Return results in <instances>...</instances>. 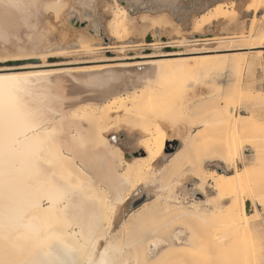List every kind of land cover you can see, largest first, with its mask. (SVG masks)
<instances>
[{"label": "bare ground", "instance_id": "obj_1", "mask_svg": "<svg viewBox=\"0 0 264 264\" xmlns=\"http://www.w3.org/2000/svg\"><path fill=\"white\" fill-rule=\"evenodd\" d=\"M64 1L0 0V18H10L14 8L28 9L30 16L40 14L44 18L51 12L56 20L65 19L62 25L77 38L55 43L50 29L33 30L37 35L28 50L34 51L32 56L51 59L59 52L78 48L82 49L80 55H95L96 43L83 42L86 31L71 29L67 21L73 19V6L83 19L107 0ZM111 1L113 6L105 9L103 20L109 19L107 33L116 44L124 39L134 43L136 32L139 37L158 32L172 42L152 44L162 50L127 57L125 62L103 59L69 63L53 70L0 74V264H165L178 258L185 247L191 246L184 241L181 230L167 238L149 237L143 248L145 261L141 263L138 253L135 258L125 257L118 247L110 231L112 214L118 208H127L136 195L143 193L152 196L138 210L127 212L124 226L139 229L148 209L158 211L154 230L159 232L162 221L173 213L197 217L210 226L208 239L198 246L205 256L216 254L225 245L222 239L226 236L216 238L214 230L224 223L223 219L237 230L255 231L258 226H254L253 219L262 218L255 214V207L264 210V129L256 132L253 126L262 119L263 101L256 114L248 108L244 115L223 108L213 110L209 104L220 85L218 79L204 85L198 81L237 66L229 63L237 58L222 55L224 52L262 49L264 56V33L255 37L253 44L188 52V18L182 15L185 24L173 19L180 11L179 0H131L133 5L144 1L149 9L156 7L137 17L118 0ZM247 5L249 11L258 10L264 7V0H248ZM226 8L218 4L209 15L193 20L189 35L194 43L214 41L204 36L206 28L214 21L227 19ZM228 9L234 13L236 4ZM26 22L35 29L36 24ZM246 67L251 70L250 64ZM9 69L0 72L12 71ZM209 84L212 87L205 95L203 89ZM161 85L165 87L159 88ZM63 86L71 92L64 91ZM191 89L195 94L188 98ZM78 92L88 98L71 101L70 106L75 108L63 110L65 99ZM212 130L218 136L201 143L203 133ZM245 133L251 135L254 153L249 163L244 151L232 145ZM111 134L115 135L109 137ZM175 140L180 148L167 155L166 145ZM131 142L144 154L127 160L122 146L129 148ZM92 162L96 163L95 171L88 170ZM208 164H223L226 170L209 172ZM227 169L234 174L229 175ZM195 181L198 183L189 190L187 184ZM209 188L215 196L208 195ZM196 190L205 197L199 202H194ZM188 199L193 202L186 206L184 201ZM247 203L249 210H245Z\"/></svg>", "mask_w": 264, "mask_h": 264}, {"label": "rangeland", "instance_id": "obj_2", "mask_svg": "<svg viewBox=\"0 0 264 264\" xmlns=\"http://www.w3.org/2000/svg\"><path fill=\"white\" fill-rule=\"evenodd\" d=\"M118 1L120 5L128 7L131 15L134 17L139 16L143 12H148L149 10L156 9V7H152V9H149V5L145 4L144 1H141V3L134 5L129 3L131 0H118ZM64 2L70 4L71 0H65ZM232 3L236 4V11L234 13L233 11H230L228 9V6L231 5ZM218 4H225V6H227L224 12L229 17H227V19H220L214 21L210 26L206 28V33L204 34V36L206 38L214 39L213 42H209L207 44L194 43L193 41H195V39L192 37V35H189L191 32L193 20L202 15H209L211 12H213L215 6H217ZM247 4H248V0H179L177 2V5L180 8V11L178 12V14H175V16H173V19L179 24H185V21L181 20L182 15L185 14L186 15L185 18L186 19L188 18L187 19L188 22L186 21V25H187L186 33H187V40L190 42V44L189 47H187V51L192 52L200 49L212 50L217 48L226 49L228 47L234 48L246 44H253V42L255 41V37L260 36L262 33H264V7L258 10L255 9L256 11L254 10V8H251V10L249 11L247 9L248 6ZM25 6H28L27 2ZM109 6H113V2L111 0H107V3H105L104 5L99 4L98 7H96L94 10L88 11L84 16H82L83 19L80 18L81 15L78 12V8H75L76 6L75 7L73 6L74 8L73 7L71 8V10L74 12L72 14L73 19L67 21V25L71 29H76L79 32L86 31L85 34L83 35L84 36L83 42L92 41L96 43L95 55H91V56L80 55L82 49L78 48L76 50L59 52L60 54L59 56L57 55L55 56V58H51V59L38 57L39 55L37 56L38 58L36 56H32L31 54L34 51L31 52L28 51L29 49H31L30 42L31 40H33L32 38H35L34 36L37 35L36 32L37 31L41 32L44 28L50 29V36L54 39L53 41L55 43L60 41H62V43L75 41L77 37L69 33L62 25L65 19L56 20L51 12H49L46 15V18H44V16H39L40 14L38 15L34 14L30 16L28 9L25 11H21L18 8H14V10L16 11L14 12L12 11L13 12L12 15H9L10 18L13 17L12 20L8 18V15H7L8 20L6 17H4L6 20L0 18L1 19L0 32L2 33V34L0 33V49H1L0 53L4 49L2 53L4 55L6 54L5 56L0 54V70L6 68H10L9 70H12V71L0 72V74L1 73H32L40 70H53L56 68H64V66L69 63L93 61V60L99 61L103 59H115L116 62H125L124 60L126 59L124 58L127 57H136L139 56L140 54L150 55L153 54L155 51L162 50L161 48L151 47L152 44H163V43L172 42L168 40L165 36L161 37L158 32H155V34L150 32L151 34L148 33L146 37H143L142 35L139 37L138 36L139 34H137L136 32L137 35L134 34L135 35L134 38L136 36L137 37L135 38L134 43H130L128 39H124L119 44H116L114 40L112 41L110 39L107 33V24L109 19L103 20V14L106 13L105 9L108 8ZM67 9H65V12H67ZM27 20L29 21V23H32L34 25L36 24L35 29L32 27H28L27 22L24 23ZM8 21H10L9 24ZM5 22H7L6 24L8 25H6ZM10 23L13 25H11ZM7 28L9 30H7ZM33 30L36 32H34ZM96 30L99 31L98 35H96L95 33ZM158 39L162 41L157 42L156 40ZM178 41H181V39H178ZM98 42H100L101 45H97ZM19 47L21 48V50ZM108 48L111 49L109 50ZM121 48H126V49L133 48V50L131 49L132 51L131 50L121 51ZM261 50L262 49L249 50L238 53L224 52L222 55L232 54L235 56V58H237L229 62L231 65L237 64V66H234L230 69L219 70L217 72H214L213 75L210 74L207 77H203L202 80L198 81L199 83L201 84L203 83L202 85H204L207 84L208 82H212L213 80L218 79L217 81L218 84L220 85H218L217 90L215 91L213 101L209 104L210 109L218 110L219 108H223V109H228L230 113L232 112L235 115L237 114L244 115L246 114V110H247L246 108H248L249 112L251 113L254 112L256 114L258 111L257 106L261 101H263V106H264V56L263 53H260ZM7 53L9 54L12 53V56L14 54L13 56L14 58H11V54L9 55ZM17 53L19 54L18 57L15 56V54ZM7 55L9 57L5 59ZM22 55L23 57H19ZM45 62L46 65H44ZM249 64L251 66V70H248V68L246 67ZM221 65L223 64H220V66ZM51 66H56V67H51ZM213 84L216 85V83ZM75 87L78 86L75 85ZM164 87L165 85H161L159 88L163 89ZM211 87L212 85L209 84L207 88L203 89V93L207 95L208 92L210 91L209 88ZM159 88H157L156 90H160ZM63 90L66 91L67 93L71 92V89L69 87L63 86ZM168 90H170V87H168ZM108 94L109 93H107L106 95ZM194 94L195 93H193V89H191V91H189V95L187 94L186 96H188V98L189 97L191 98V95ZM50 95L53 96L56 95V97L60 96L58 93L57 94L50 93ZM87 98L88 97L86 94L83 93L81 94L80 92L71 94V97L65 99L66 104L63 103L65 102V100L63 99L62 109L69 111L70 109L75 108L70 106L71 103H73L71 101H77ZM108 100H111V97ZM217 118H219V116H217ZM260 124H264V113L262 115V119L258 121V124H255V126H253L254 127L253 130L256 132L263 131L264 125H260ZM257 125H259V127ZM217 134L218 133L213 130L210 132L203 133V139L200 142L201 143L209 142V140L216 138V136H218ZM112 135L115 134H111L109 135V137H111ZM250 136L251 135L247 133L237 136L232 143L235 149L237 148V150L239 151L241 150L244 151L242 152L247 158L248 163L250 162V160H252L254 155L251 148L252 138ZM122 148H124L125 150L124 159H125V154L127 152H131V150H135L138 153H141V151H143L140 149L139 150L135 149L134 144L132 142L129 148L123 146ZM88 167L90 168L88 170L95 171L96 163L92 162L88 165ZM242 167L243 164H240V168ZM207 169L209 170V172L214 170L217 173H224L226 170V166H224L223 164H219V165L208 164ZM119 170H121V168ZM227 173L229 175L234 174V172L231 169H227ZM196 183H198V181L189 182L187 184V188L189 190L194 188ZM215 193L216 192H213L212 189L210 188L208 189V195L215 196L214 195ZM196 194H197L196 195L197 199L194 202H199L200 199L203 200L205 198L204 195L200 193L198 190H196ZM192 202L193 201H191V199L185 200L184 205L189 206L190 203ZM226 204H228L227 201ZM135 210H138V208ZM245 210H246V205H245ZM255 210H256L255 214H260L262 216V218L256 217L253 219L255 221V223H253L254 226L255 227L258 226L255 228L256 232L254 230H249V231L237 230L239 228L236 229L232 227L231 224L227 223L228 219H223L224 223H221L219 228L214 229L215 237L218 238L216 235H218L219 237L226 236L227 239L225 237H224L225 239H222V241H224L223 244L225 245L219 247L220 251L217 252L216 254L213 255L211 254V256L202 255L203 253H201V250L199 249V247L203 246L206 240L208 239L210 226L202 223V221H199L197 217H192L187 214L181 215L178 213H173L174 215H172L171 218H165L162 221L163 222L162 228L159 232L158 230H154L155 229L154 226L158 224L157 222L158 219L156 217L159 215L158 211L152 212V210L150 209H148V212L145 211L146 214L143 217L144 219L142 218V220H144L143 221L144 223L139 229H136V227H132L131 225L124 226L125 223L124 218L126 219L127 214L129 213H127V208H124L123 210H119L118 208V210L113 212L112 214L113 220L110 231L112 232V234H114L113 237L117 240L116 241L117 245L122 250L123 255L125 257L135 258V254L138 253L139 263L145 261L143 255V248L145 241L149 237L158 235L161 238H167L175 230H181L183 231L182 237L184 241H187L188 244L191 246L185 247L184 254H182L178 258L173 257L165 264H183L186 262L192 264H208L211 263L212 261L216 262L215 264H217V262L218 264H262V263L264 264V210L260 206L259 207L256 206ZM134 241H138L139 243L135 244ZM211 264L214 263L212 262Z\"/></svg>", "mask_w": 264, "mask_h": 264}, {"label": "water", "instance_id": "obj_3", "mask_svg": "<svg viewBox=\"0 0 264 264\" xmlns=\"http://www.w3.org/2000/svg\"><path fill=\"white\" fill-rule=\"evenodd\" d=\"M84 25V24H82ZM180 146V143L178 141H173L170 142L166 145V153L167 154H173L175 153L178 148ZM144 154L143 151H141V153H138L137 151H131V152H127L125 154V159L130 160L134 157H137L139 155ZM152 195L148 196L146 193H143L140 197H138L137 195L135 196V198L129 202V205L127 206V212H131L137 208H139L142 204H144ZM249 203L246 204V208L247 210H249Z\"/></svg>", "mask_w": 264, "mask_h": 264}]
</instances>
